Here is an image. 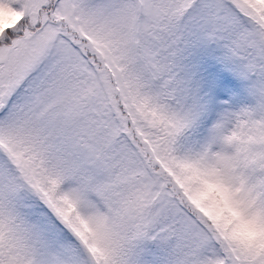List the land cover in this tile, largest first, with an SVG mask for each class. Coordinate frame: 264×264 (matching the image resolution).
Segmentation results:
<instances>
[{"label": "snow or ice", "instance_id": "1", "mask_svg": "<svg viewBox=\"0 0 264 264\" xmlns=\"http://www.w3.org/2000/svg\"><path fill=\"white\" fill-rule=\"evenodd\" d=\"M0 264H264V0H0Z\"/></svg>", "mask_w": 264, "mask_h": 264}]
</instances>
